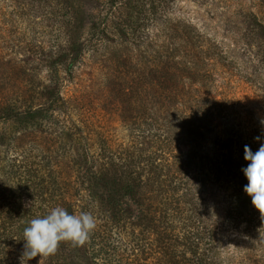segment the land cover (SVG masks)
I'll return each instance as SVG.
<instances>
[{
	"label": "rangeland",
	"instance_id": "1",
	"mask_svg": "<svg viewBox=\"0 0 264 264\" xmlns=\"http://www.w3.org/2000/svg\"><path fill=\"white\" fill-rule=\"evenodd\" d=\"M112 2L0 0L1 184L12 203L41 211L33 185L27 190L26 168L40 167L45 158L66 187L78 153L71 139L82 140L96 156L95 171L105 167L108 179L115 175L120 180L117 186L107 182L98 190L99 203L91 202L76 182L75 214L89 212L95 217L96 228L119 247V264H191L198 239L197 228L188 223L195 211L186 201L187 179L192 173L197 177L199 203L208 216L217 213L222 200L201 185L199 169L182 166L173 170L174 177L168 176L167 166L174 161L163 152L165 133H158L149 147L155 89L150 60L170 35L171 47L185 46L184 41L192 50L201 42L211 46L213 72L221 77L218 85L233 96L224 118L253 131L255 138L264 137V0H117L114 6ZM94 20L107 24L108 36L102 41L89 40ZM72 44L84 54L70 73L76 56ZM57 51L67 52L68 58L59 67L62 103L53 111L56 118L30 127L3 122L13 112L44 106L46 88L51 87V55ZM184 83L179 78L173 81L171 92L185 91ZM160 125L158 121L155 127ZM248 146L253 152L260 147L258 142ZM224 153L244 156V146L231 144ZM222 162L215 159L211 178L237 190L239 175L221 171ZM132 170L142 175L144 184L128 197L130 190L119 187L122 173ZM238 212L233 198L224 227ZM229 237L234 241L226 238L225 243L232 250L240 236L233 232ZM22 248L17 247L19 257Z\"/></svg>",
	"mask_w": 264,
	"mask_h": 264
},
{
	"label": "trees",
	"instance_id": "2",
	"mask_svg": "<svg viewBox=\"0 0 264 264\" xmlns=\"http://www.w3.org/2000/svg\"><path fill=\"white\" fill-rule=\"evenodd\" d=\"M116 1L113 0V6ZM107 28L105 21L98 23L94 20L91 24L89 40L102 41L107 38ZM171 39L170 35L167 44L156 48L150 60V73L154 81L152 85L155 89L151 98L153 117L149 147L153 148L158 133H165L163 152L174 161V164L167 166L168 176L174 177L176 171L173 170L182 166L189 167L193 171L199 169L202 177L201 185L213 190L214 196L222 200L217 213L208 216L199 203L201 193L197 189V177L192 173L187 179L186 201L195 211L188 223L190 227L197 228L198 239L190 263L264 264V218H261L258 210L252 205L251 198L243 190L248 181L242 169L247 167L248 161H245L244 156L227 157L224 153L231 144L238 142L243 146L258 142L260 146L264 143V137L257 140L256 133L249 131L248 128L245 129L242 124H236L235 121L230 124L224 118L228 114L226 104L233 99V96L221 84L218 85V79L221 77H216V73L213 72L211 46L208 44L204 46L201 42L199 48L192 50L189 42L184 41L182 44H186L185 46L175 43V46L171 47ZM71 47L76 56L69 65L70 73L84 54L82 48L78 50L77 44H72ZM180 48L184 49V52H179ZM51 58H53L49 64L53 70L51 87L46 88L44 106L13 112L2 118L3 122L8 125L30 127L56 118L53 111L62 103L59 67L67 62L68 53L57 51L56 55H51ZM178 78L186 82L183 85L185 91L171 92V83ZM223 119L226 121L221 122ZM158 121L161 125L155 127ZM71 143L73 150L77 149L78 153L73 156L76 168L66 187L61 184L57 170L51 168V164L46 163L45 158L40 167L36 165V169L26 168V174L30 179L26 187L27 190H31L33 185L32 195L41 205L39 212L28 209L22 203H12L8 190L2 186L0 178V264H20L17 247L23 246L20 252L22 254L25 244L23 231L32 219L47 215L57 206L63 207L69 214H75L72 203L77 192L76 182L82 184L83 191L87 192L88 198L94 203H99L101 198L98 190L103 185L107 182L114 186L118 185L120 178L112 175L108 179L105 167L95 171L96 156L90 154L82 140L73 137ZM217 157L222 158L223 161L221 171L239 175L237 190L228 185L223 186L219 178H211L215 173ZM122 174L124 181L119 188L130 190L128 197H131L135 188L140 189L143 186L142 175L133 170ZM233 198L239 204V212L234 221L224 227L227 207ZM242 226L245 227L244 230L241 229ZM204 230L207 235L204 234ZM233 232L240 237L235 239L236 246L231 250L225 239L227 238V242L234 241L228 238ZM117 248L119 247L112 241L111 236H106L95 228L82 246L61 242L55 254L42 259L37 256L29 261L31 264H39V262L40 264H119Z\"/></svg>",
	"mask_w": 264,
	"mask_h": 264
},
{
	"label": "clouds",
	"instance_id": "3",
	"mask_svg": "<svg viewBox=\"0 0 264 264\" xmlns=\"http://www.w3.org/2000/svg\"><path fill=\"white\" fill-rule=\"evenodd\" d=\"M244 159L248 164L242 171L248 183L243 190L251 198L261 218H264V143L255 152L245 145ZM95 228L96 219L91 213L69 214L63 207H54L47 215L32 219L24 228L25 244L20 264H27L37 256L42 259L55 254L61 242L82 246Z\"/></svg>",
	"mask_w": 264,
	"mask_h": 264
}]
</instances>
